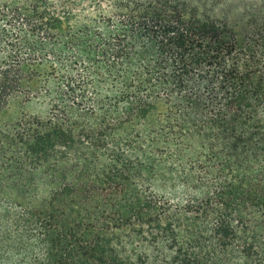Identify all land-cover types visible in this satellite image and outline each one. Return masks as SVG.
<instances>
[{
  "label": "trees",
  "instance_id": "1",
  "mask_svg": "<svg viewBox=\"0 0 264 264\" xmlns=\"http://www.w3.org/2000/svg\"><path fill=\"white\" fill-rule=\"evenodd\" d=\"M210 1L0 0V264H264V0Z\"/></svg>",
  "mask_w": 264,
  "mask_h": 264
},
{
  "label": "rangeland",
  "instance_id": "2",
  "mask_svg": "<svg viewBox=\"0 0 264 264\" xmlns=\"http://www.w3.org/2000/svg\"><path fill=\"white\" fill-rule=\"evenodd\" d=\"M192 1V0H191ZM249 0H227L219 5L214 6V0L210 1L209 3H203V7L207 4L205 11L201 9L205 16H210L211 18H215L218 21H231L234 20L237 16V13L245 8L246 3ZM193 3V2H192ZM84 5V3H83ZM86 5H89L86 3ZM209 9H212L211 11ZM43 107L37 104H28L22 105L20 102H16L15 104L11 105L3 114L0 115V119L11 120L13 122L16 117L19 115L21 111L28 112L29 114L34 113H41L43 111ZM165 186L163 191L169 192L171 191L169 187H171V183L169 181L162 182Z\"/></svg>",
  "mask_w": 264,
  "mask_h": 264
}]
</instances>
